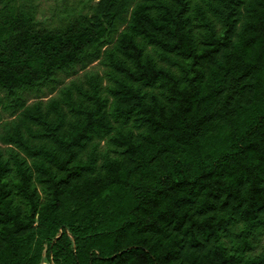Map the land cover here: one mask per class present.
Segmentation results:
<instances>
[{"label": "trees", "instance_id": "1", "mask_svg": "<svg viewBox=\"0 0 264 264\" xmlns=\"http://www.w3.org/2000/svg\"><path fill=\"white\" fill-rule=\"evenodd\" d=\"M37 7L0 0V264H264V0Z\"/></svg>", "mask_w": 264, "mask_h": 264}, {"label": "rangeland", "instance_id": "2", "mask_svg": "<svg viewBox=\"0 0 264 264\" xmlns=\"http://www.w3.org/2000/svg\"><path fill=\"white\" fill-rule=\"evenodd\" d=\"M34 1L38 6L36 16H37V19L39 20V24L46 25V26H53L55 24H58V21H59L58 18L63 13L64 7L66 6L70 7L73 5H77L79 3V0H34ZM87 69L99 70L101 73L103 72V67L98 64V61L89 65ZM82 72L83 71H80L79 75L77 76H81ZM77 76H72L66 79L63 83H61L57 87V89L54 92L47 94L41 99H44L45 101H47L54 96H59V91H60L59 89L62 86H64V84H67L72 78H76ZM78 80H80V78ZM3 94L4 93L0 92V96H3ZM33 100H37V98H31L29 102H32ZM0 111L3 112V115L7 117L8 114L2 110V104H0ZM263 248H264V233L262 234V239L259 245L256 246L255 250L259 252ZM44 264H48V262L45 261Z\"/></svg>", "mask_w": 264, "mask_h": 264}]
</instances>
